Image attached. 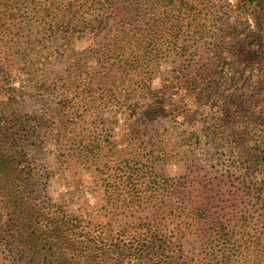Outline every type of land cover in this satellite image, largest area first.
I'll return each instance as SVG.
<instances>
[{
    "label": "trees",
    "instance_id": "16d2710c",
    "mask_svg": "<svg viewBox=\"0 0 264 264\" xmlns=\"http://www.w3.org/2000/svg\"><path fill=\"white\" fill-rule=\"evenodd\" d=\"M50 2V25L74 27L94 16L101 42L74 53V78L51 119L17 114L0 99V264H264V146L254 125L262 109L231 88L239 80L229 77L236 61L226 55L238 26L216 17L210 49L194 58L189 0ZM237 7L264 20V0H237ZM173 18L179 61L155 87L161 28ZM123 84L129 94L120 100ZM115 85L114 104L107 91ZM90 118L114 121L99 129ZM209 120L236 143L253 137L252 145L238 144L227 169L210 180L190 181L199 176L193 170L172 176L169 129ZM58 165L95 169L94 215L75 211L69 193L54 196Z\"/></svg>",
    "mask_w": 264,
    "mask_h": 264
},
{
    "label": "rangeland",
    "instance_id": "374dc122",
    "mask_svg": "<svg viewBox=\"0 0 264 264\" xmlns=\"http://www.w3.org/2000/svg\"><path fill=\"white\" fill-rule=\"evenodd\" d=\"M189 1L188 6L195 11V19L186 38L193 49L188 53L191 57L205 56L210 49L209 44L221 23L216 17H226L230 23L238 26L241 36L231 39L226 46V55L236 61L229 77L239 80L231 84V88L244 94V99L260 105L262 112L254 116V125L259 129L264 146V20L252 8L239 9L237 0ZM50 4V0H0V99L4 102L9 100L17 114L31 119L42 114L51 119L52 112L60 109L63 86L74 78L71 68H76L78 61L74 53H81L101 42L98 28L94 26V16H87L86 24L74 21V27L65 21L60 25H50L56 12L49 8ZM168 10L172 11V8L169 6ZM173 21L174 18L161 28L162 41L158 55H162L163 65L154 81L155 87L163 80L168 81L179 61L177 46L180 45L174 43ZM126 22L124 20L117 26ZM156 35V28L151 32L146 30L145 42L149 43ZM120 90L124 94L120 100L126 99L128 86L123 84ZM115 91L117 85L110 86L107 91L110 103L114 104L117 100ZM90 121L92 126L106 129L114 120L90 118ZM123 121L121 114L120 123ZM192 125L185 123L180 129H169L166 149L171 156L169 173L181 176L193 173L191 170L196 171L199 176L190 177V181L196 184L204 177L210 180L221 175L227 169V162L235 158V147L239 144L240 148H247L254 139L246 137L236 143L233 136L227 130L222 132L214 120ZM173 146H176V150L171 151ZM190 159H193L192 169L187 168ZM44 162V159H39L40 164ZM94 170L78 165L73 168L56 166L52 169L54 196L69 193L66 196L72 198L75 211L94 215L100 201L92 175Z\"/></svg>",
    "mask_w": 264,
    "mask_h": 264
}]
</instances>
